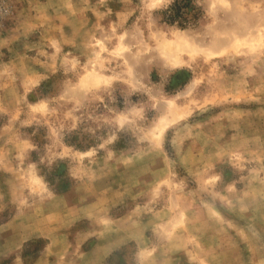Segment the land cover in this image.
<instances>
[{
    "label": "rangeland",
    "instance_id": "rangeland-1",
    "mask_svg": "<svg viewBox=\"0 0 264 264\" xmlns=\"http://www.w3.org/2000/svg\"><path fill=\"white\" fill-rule=\"evenodd\" d=\"M174 2L0 0V264H264V0Z\"/></svg>",
    "mask_w": 264,
    "mask_h": 264
},
{
    "label": "trees",
    "instance_id": "trees-1",
    "mask_svg": "<svg viewBox=\"0 0 264 264\" xmlns=\"http://www.w3.org/2000/svg\"><path fill=\"white\" fill-rule=\"evenodd\" d=\"M192 1L193 0H175L173 6L171 7L172 10H174V13L170 21H175V19H179V23H181V19H186L182 18L184 15V12L182 11V8H187L192 6Z\"/></svg>",
    "mask_w": 264,
    "mask_h": 264
},
{
    "label": "crops",
    "instance_id": "crops-1",
    "mask_svg": "<svg viewBox=\"0 0 264 264\" xmlns=\"http://www.w3.org/2000/svg\"><path fill=\"white\" fill-rule=\"evenodd\" d=\"M97 243L95 244V246L91 249V251L88 253V256H93L95 254H97L99 252V258H105L111 251H113L114 249H116V246H112L111 244H109V246H106L105 252H100V248L99 245L103 242L100 241H96ZM103 248V247H102Z\"/></svg>",
    "mask_w": 264,
    "mask_h": 264
}]
</instances>
